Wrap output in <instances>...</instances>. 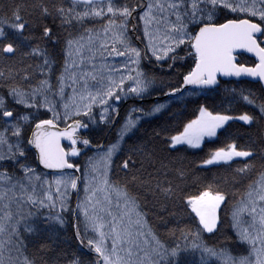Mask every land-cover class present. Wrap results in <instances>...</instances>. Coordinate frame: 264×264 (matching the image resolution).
Here are the masks:
<instances>
[{"label": "snow or ice", "instance_id": "obj_1", "mask_svg": "<svg viewBox=\"0 0 264 264\" xmlns=\"http://www.w3.org/2000/svg\"><path fill=\"white\" fill-rule=\"evenodd\" d=\"M36 28L38 37L32 34ZM57 29L65 33L58 72L47 47L61 42ZM244 53L254 57L251 64L238 62ZM18 54L37 63L18 68ZM186 57L191 64L177 72L175 83L145 66L167 65L171 71ZM0 63L7 89L0 95V264H85L75 253L45 259L54 251L57 226H65L66 214L90 264H193L182 260L193 255L195 264H264V163L259 170L256 164L257 157L264 161V149L257 152L231 140L196 164L231 167L239 161L237 176L255 173L224 215L228 192L209 183L196 195H182L180 185L167 179L172 162L134 140L143 121L167 111L173 101L214 91L220 77L264 84V0L15 3L10 15H0ZM153 93H158L155 103H133L121 117L122 104ZM239 94L258 115L235 116L200 104L182 130L161 127L153 135L168 152L185 146L202 150L230 122L251 126L264 120V100L243 90ZM41 110L49 118H40ZM90 125L109 128L113 139L93 144L81 135ZM65 139L67 148L61 143ZM81 146L92 151L83 165L72 159L83 154ZM175 171L181 179L186 176L182 168ZM141 190L182 199L195 227L168 228L169 221L161 218L167 232L158 231Z\"/></svg>", "mask_w": 264, "mask_h": 264}, {"label": "trees", "instance_id": "obj_2", "mask_svg": "<svg viewBox=\"0 0 264 264\" xmlns=\"http://www.w3.org/2000/svg\"><path fill=\"white\" fill-rule=\"evenodd\" d=\"M15 3H25L30 4L32 0H0V4H3L4 7L0 10V15L11 13V7ZM26 18H29L27 12L23 13ZM61 33V42L59 44H47L50 55L57 61L56 69L59 71V67L63 63V30L57 29ZM28 33H26L27 35ZM35 36L40 35L39 28H36L33 33ZM41 45L44 46V41H40ZM143 47L142 45H139ZM27 50V49H22ZM181 55H184V52H181ZM16 67L22 68L25 65L32 64L35 65L37 61L35 59L21 58L18 54L16 58ZM254 58L242 54L238 56V62L251 64ZM191 64V58L186 57L184 62L178 63L176 68L169 71L167 65H164L162 68L158 65H148L145 62L146 68H150L152 73H154L158 78L163 79L165 82L172 81L175 83L179 77L177 72H184L189 65ZM0 67H4L0 63ZM19 81V77H17ZM4 82L0 81V95L5 94L7 89L3 86ZM237 91L233 93L232 89ZM167 90V89H165ZM240 90H243L245 94L248 92L253 93L259 100H264V88L261 83L251 82L248 80H220L219 86L215 88L214 91H211L207 94L200 96H185L183 101H173L167 111L162 114H158L156 117L146 119L141 123L140 129L137 133V136L134 138L136 143H144L148 150H154L157 158H163L165 163L171 161L169 168V175L167 179L172 180L174 184H179L182 195H196L199 191L203 190L205 186L209 183H212L214 186H218L220 189L229 193V207L223 208L224 215H227L230 211L231 205L239 198V195L244 191L245 186L254 178L255 173L246 178L239 177L235 174L234 169L241 166L239 161L233 163L231 167L229 166H218L207 168L196 167V164L201 158L206 156L208 151L214 147L222 146L223 144L235 140L241 147H253L257 152L261 149H264V120L259 121L251 126L244 125L242 122L234 121L230 122L226 126V130H222L219 133V138H212L210 141L206 142L202 146V150H192L186 149L185 147L179 148L177 151L168 152L166 146L157 139L153 132L154 130H159L161 127H167L170 130H182L183 124L188 120L195 118V115L198 114V107L200 104H204L212 111H222L227 112L230 115L238 116L243 112H249L258 115V109L254 108L251 105H248L245 101L240 98ZM158 93H153L151 96L145 98L143 101L129 100L127 103H124L120 106V114L123 117L128 108L133 104L138 106L147 107L156 102ZM166 98H163L161 102ZM16 110L23 112L24 109L22 106H15ZM51 114L47 113L46 110H41L40 118H49ZM34 124V122H33ZM61 127H64V124H60ZM27 135H31V129L27 132ZM82 136H87L93 144L97 143H108L113 139V134L109 128L103 125H90L88 130H81ZM133 141H129L125 145V153L127 148ZM68 145H65L67 148ZM82 147V155L76 158H72L73 162L84 164L86 157L92 155V151L84 149ZM261 163L259 157L256 158L257 170L260 169ZM184 169L186 176L181 179L179 178L176 169ZM42 171V168L40 169ZM152 171V169H148ZM78 175V173H76ZM123 175V174H121ZM147 175V173H145ZM161 179H164L162 176ZM142 196V203L145 205V210L149 212V217L151 223L157 227L158 231L161 233H166L167 229L160 227L163 221H169L168 228H183L185 226L195 227V224L192 220V214L190 209L185 206V203L182 199H165L163 196H153L145 190L140 192ZM75 197L76 195L73 194ZM76 200L74 197H71V205L75 206ZM163 218V221L162 219ZM65 219L67 223L65 226L60 229L57 226V235L55 242L53 243L54 251L48 253L45 256V259L51 261L56 258L58 255H63L64 253L80 256L85 264H90L91 257L89 256L86 249L78 245V242L75 238V231L73 227V218L66 214ZM177 235L179 232L177 231ZM205 239L212 242V237H205ZM30 245V249H31ZM191 259L193 264L197 259L196 255L191 257H182V260Z\"/></svg>", "mask_w": 264, "mask_h": 264}, {"label": "water", "instance_id": "obj_3", "mask_svg": "<svg viewBox=\"0 0 264 264\" xmlns=\"http://www.w3.org/2000/svg\"><path fill=\"white\" fill-rule=\"evenodd\" d=\"M244 54L253 57L252 54H247V53H244ZM253 58H254V57H253ZM220 80H239V81H240V80H248V81L254 82V81L251 80V78H235V77H220V78H219V81H220ZM261 85H262V87L264 88V84H261ZM60 128L62 129L63 127L60 126ZM61 143H62V145L64 146V143L69 144V141H67V140L65 139V140H62ZM41 168H42V166H41ZM45 171L51 173V172H53L54 170H45ZM78 175H79V173H78ZM74 231H75V229H74Z\"/></svg>", "mask_w": 264, "mask_h": 264}, {"label": "rangeland", "instance_id": "obj_4", "mask_svg": "<svg viewBox=\"0 0 264 264\" xmlns=\"http://www.w3.org/2000/svg\"><path fill=\"white\" fill-rule=\"evenodd\" d=\"M163 99V98H162ZM68 147V146H67ZM76 158V157H75ZM74 159V158H73ZM72 197H74V199L76 200V197L74 195H72ZM76 204V203H75ZM72 207H75V206H72Z\"/></svg>", "mask_w": 264, "mask_h": 264}, {"label": "bare ground", "instance_id": "obj_5", "mask_svg": "<svg viewBox=\"0 0 264 264\" xmlns=\"http://www.w3.org/2000/svg\"><path fill=\"white\" fill-rule=\"evenodd\" d=\"M219 83H220V81H219Z\"/></svg>", "mask_w": 264, "mask_h": 264}]
</instances>
